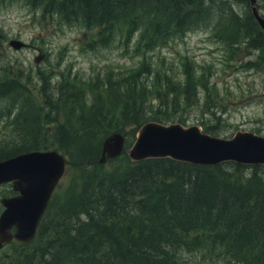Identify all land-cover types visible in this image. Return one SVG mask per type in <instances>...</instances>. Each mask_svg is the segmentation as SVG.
<instances>
[{
    "label": "trees",
    "instance_id": "obj_1",
    "mask_svg": "<svg viewBox=\"0 0 264 264\" xmlns=\"http://www.w3.org/2000/svg\"><path fill=\"white\" fill-rule=\"evenodd\" d=\"M208 2L39 0L44 15L83 25L101 44L120 31L131 40L137 34L136 50L145 47V53L205 24ZM247 21L256 24L252 16ZM261 34L252 45L262 46ZM138 74L106 86L64 80L52 99L34 95L15 72L0 82L4 117L15 116L10 137L0 138V162L56 149L73 172L64 194L53 195L35 239L2 248L0 264H190L184 256L195 254L220 264H264V166H197L170 158L134 163L126 153L100 163L109 135L124 134L129 150L128 126L137 131L172 118L174 110L161 107L177 94L169 80L152 92ZM191 85L189 77L187 99ZM152 93L160 108L149 112ZM44 111L54 116L55 128L22 120Z\"/></svg>",
    "mask_w": 264,
    "mask_h": 264
},
{
    "label": "rangeland",
    "instance_id": "obj_2",
    "mask_svg": "<svg viewBox=\"0 0 264 264\" xmlns=\"http://www.w3.org/2000/svg\"><path fill=\"white\" fill-rule=\"evenodd\" d=\"M258 3L264 17V0ZM207 7L210 16L205 24L185 34H175L145 53V47L136 50L137 34L131 40L120 31L105 45L100 43V37L94 41L96 34L81 24L66 23L57 13L44 15L39 0H0V82L15 72L16 79L26 83L34 95L43 92L44 99H52L64 80L77 78L84 86H106L139 72L137 78L148 91L154 92L155 86L163 90L168 80L175 88L176 97H171L176 102L170 97L171 104L161 106L174 110L164 125L199 126L203 133L224 139L238 132L264 137V38L261 47L251 44L259 33H264L257 24L248 25L249 2L209 0ZM12 40H20L27 47L16 51L9 45ZM40 51L46 58L37 65L35 58ZM189 77L192 97L187 99L184 89ZM147 107L149 112L160 108L155 93L149 96ZM6 110L7 105L0 102L1 140L14 130L15 116L4 117ZM22 120L56 127L54 116L47 111L40 118L33 115ZM126 131L133 145L139 129L135 131V126L130 125ZM59 152L67 157L65 152ZM72 176L67 169L54 195L64 194ZM16 195L12 183L0 186V216L5 209L1 200ZM9 249L6 245L3 252ZM184 258L190 264H220L201 254Z\"/></svg>",
    "mask_w": 264,
    "mask_h": 264
},
{
    "label": "water",
    "instance_id": "obj_3",
    "mask_svg": "<svg viewBox=\"0 0 264 264\" xmlns=\"http://www.w3.org/2000/svg\"><path fill=\"white\" fill-rule=\"evenodd\" d=\"M251 13L264 32V17L258 0H247ZM1 38V34H0ZM10 47L20 51L27 44L12 40ZM46 55L40 51L35 63ZM126 136L113 133L103 142L100 163L126 153L134 163L149 159L170 158L197 166H216L234 162L264 166V137L252 132H238L231 139L202 132L201 127L182 124L164 125L148 122L140 128L133 146L126 150ZM68 159L57 150L24 153L0 162V186L13 184L14 197L1 200L5 208L0 216V249L13 241L29 243L35 239L56 188L63 179Z\"/></svg>",
    "mask_w": 264,
    "mask_h": 264
},
{
    "label": "flooded vegetation",
    "instance_id": "obj_4",
    "mask_svg": "<svg viewBox=\"0 0 264 264\" xmlns=\"http://www.w3.org/2000/svg\"><path fill=\"white\" fill-rule=\"evenodd\" d=\"M243 1H245V2H249V1H247V0H243ZM249 4H250V3H249ZM250 9H251V7H250ZM251 16H252V13H251ZM252 17H253V16H252ZM253 19H254V17H253ZM254 21H255V19H254ZM255 22H256V21H255ZM256 24H257V22H256ZM257 25H258V24H257ZM259 28H260V27H259ZM260 29H261V28H260ZM261 31H262V30H261ZM262 32H263V31H262ZM263 33H264V32H263ZM6 245H7V244H6ZM6 245H5V246H6ZM5 246H4V247H5ZM0 250H1V249H0Z\"/></svg>",
    "mask_w": 264,
    "mask_h": 264
}]
</instances>
